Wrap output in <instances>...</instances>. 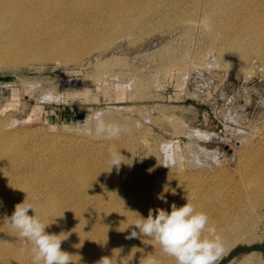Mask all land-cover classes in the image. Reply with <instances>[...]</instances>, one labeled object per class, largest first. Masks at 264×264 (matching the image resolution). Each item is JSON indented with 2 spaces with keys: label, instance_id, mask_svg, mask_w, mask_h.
I'll list each match as a JSON object with an SVG mask.
<instances>
[{
  "label": "rangeland",
  "instance_id": "1",
  "mask_svg": "<svg viewBox=\"0 0 264 264\" xmlns=\"http://www.w3.org/2000/svg\"><path fill=\"white\" fill-rule=\"evenodd\" d=\"M71 10L38 17L16 40L65 36L80 59L0 64V204L30 203L27 186L35 206L50 174L61 204L94 222L136 197L206 192L245 209V236L217 264H264V0H160L96 20ZM16 42L0 29V55ZM110 150L125 158L118 168ZM80 159L92 182L66 171Z\"/></svg>",
  "mask_w": 264,
  "mask_h": 264
},
{
  "label": "bare ground",
  "instance_id": "2",
  "mask_svg": "<svg viewBox=\"0 0 264 264\" xmlns=\"http://www.w3.org/2000/svg\"><path fill=\"white\" fill-rule=\"evenodd\" d=\"M158 1L160 0H0V29L5 36L11 37L14 41H17L10 50L8 49L5 54L0 55V57L2 56L0 64L18 65L31 58H58L65 61L76 60L82 57L79 58L80 52H71L68 39L65 36L61 37V41L57 43L51 40H40L38 35L29 36V43H22L16 40L19 36L17 37L15 32L24 30L26 28L24 27L25 25L31 24L32 26V24H34L33 22L40 16H48L54 14L56 11L64 12L67 9H72L76 12L81 11L85 14H95L93 16L96 17V20L97 17L100 16L99 14L103 15L106 13L111 16L124 11L144 12L147 7L155 5ZM258 24L262 36L260 40L262 44H264V20L260 21ZM105 25L103 26L105 29L102 28L100 29L101 31L108 30L107 25ZM78 40L79 38L77 41ZM85 40H83V42ZM80 49L82 50V46L79 50ZM85 51L86 50L83 52ZM84 161L85 160L80 159L67 164V166L65 165L66 171L72 173L73 171H75V173L79 172V177H81L79 180L81 182L82 177H84L86 173L87 181L92 182L93 180L90 178L96 175V173L93 170L91 172L90 167L87 168ZM36 173L38 172L36 171ZM11 174L16 182L26 178L18 169L13 170ZM54 175H46L50 188L49 190L46 188L45 192H43L44 195H42L43 193L41 195L39 194V199L36 198V214H38L39 219L43 223H51L49 227L46 228L47 232L57 235L62 234L61 239L69 237L72 240L69 243L65 241L61 242V250L71 255L72 264H100L103 258L108 260V264H147L148 259H155L158 261V264H175L172 258L163 254L160 245L157 244L153 238L145 237L140 234L139 229H137L134 224L135 221L140 218L139 216L147 218L150 209L155 210L160 208L170 212L171 205L175 204L177 207H180L186 204L187 201L192 203L197 211H203L208 215L210 226L215 228L216 235H219L223 240V255L236 245L238 241L243 239L247 232L245 209L243 206L239 204H230L226 202V200L221 201V196L218 197L219 200H215L214 197L216 196H213V198L209 200L206 192H197L194 195L183 193L177 198H175L176 194H174V192H170L163 197V200L153 199L151 202L149 201V203H147L146 200L137 201L138 197H136V202L131 201L132 203H129L128 200L126 204L125 202L121 204L117 203L118 205H115L112 215L106 214L100 219V216H102L100 214L98 218L99 221L97 220L94 222L92 216H88L86 213L82 214L67 210L63 204H61L63 192L56 193L51 189L55 181ZM1 176L2 174L0 177ZM253 177L250 179L249 183L255 182L256 177L254 179ZM3 178L4 176L0 178L1 183L3 182ZM182 182L184 183L185 181L182 180ZM182 182L178 183V186L182 184ZM35 183L36 179L34 180V184H32L33 187L35 186L34 195L38 192V187ZM49 183L52 184L50 185ZM182 187L184 189V186ZM188 188H186L185 185V190ZM183 189H181V191ZM0 190L2 191L1 187ZM31 191L32 189H29L27 186L23 188V193L30 196V203L33 204L36 196L34 197L33 194H30ZM189 191L191 192V189H189ZM175 193L180 192L176 191ZM145 197L139 198L145 199ZM4 199L8 201L9 198ZM165 200L167 203L164 202ZM7 201L0 204V264H21V260H23L25 256H28V249H31V246L28 245L25 247L24 241L19 238L18 233L7 223V219L11 217L15 210ZM108 209L111 211L110 208ZM133 231L138 233L136 237H131ZM203 235L209 236L210 234L205 232ZM28 259L31 260L32 264V254H29Z\"/></svg>",
  "mask_w": 264,
  "mask_h": 264
},
{
  "label": "clouds",
  "instance_id": "3",
  "mask_svg": "<svg viewBox=\"0 0 264 264\" xmlns=\"http://www.w3.org/2000/svg\"><path fill=\"white\" fill-rule=\"evenodd\" d=\"M97 128V133L102 132ZM116 128L114 134H118ZM120 151L110 150V166L124 162ZM169 167V165H164ZM160 199H164L162 196ZM167 203V201H164ZM30 210L34 213L29 215ZM36 207L32 203H19L7 223L24 241L25 247L31 246L32 264H72L71 255L61 250V235L50 234L46 228L51 224L43 223L36 215ZM135 227L145 237L153 238L166 256L175 264H217L224 252L223 240L216 235V230L209 224V217L203 211H197L187 201L183 206L171 205V211L157 208L150 209L147 218L139 216ZM208 232L209 236L203 234ZM138 233L133 231L131 237ZM100 264H108L103 258ZM147 264H158L155 259H148Z\"/></svg>",
  "mask_w": 264,
  "mask_h": 264
}]
</instances>
